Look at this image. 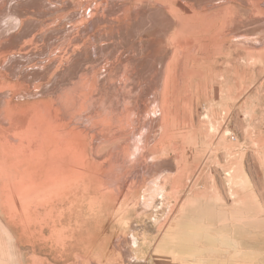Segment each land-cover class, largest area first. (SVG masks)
<instances>
[{
  "label": "rangeland",
  "instance_id": "1",
  "mask_svg": "<svg viewBox=\"0 0 264 264\" xmlns=\"http://www.w3.org/2000/svg\"><path fill=\"white\" fill-rule=\"evenodd\" d=\"M84 13L93 15L95 37L78 54L85 64L77 76L91 66L104 75L102 66L121 58L124 68L110 78L122 75L119 88L131 105L110 94L97 111L115 138H128L117 142L128 149L127 164L155 173L152 179L164 184L154 198L142 187L139 207H122L119 219L112 211L90 221L97 245L88 253L99 264H264V0H0V40L16 34L6 48L0 45L11 51L0 59V80L17 79L31 89L15 100L60 93L51 90L56 85L47 56L34 55L33 45L51 47L71 25L81 29ZM37 32L47 35L21 47ZM74 43L65 47L68 53L82 40ZM22 55L33 58L13 61L19 65L14 71L7 67L10 57ZM136 96L150 100L137 131L125 124L126 114L137 112ZM149 148L153 153L139 159ZM1 226L0 264H21L24 255L42 264H90L70 249L19 248Z\"/></svg>",
  "mask_w": 264,
  "mask_h": 264
},
{
  "label": "bare ground",
  "instance_id": "2",
  "mask_svg": "<svg viewBox=\"0 0 264 264\" xmlns=\"http://www.w3.org/2000/svg\"><path fill=\"white\" fill-rule=\"evenodd\" d=\"M38 2L40 1L36 3ZM31 3L33 2L31 1ZM74 12L72 11L70 14ZM91 14L88 17L84 13V17L80 20L84 36L80 34L81 29L77 30L73 28L74 25H71L68 34L62 39L53 37L55 44L51 43V47L48 44L50 42H43L39 46L33 45L37 48L34 55L44 52L47 56L44 64L47 65H45L46 69L50 70V78H55L54 84L56 85V87L51 85V90L56 92L57 89H60V93L56 94L55 98L32 101L15 100L14 97L19 96L22 91H25L27 95L30 94L31 89L17 79L9 81L5 77L0 80V94L4 96L0 99L2 104L0 112V225L8 238L15 240L14 242L19 248L30 247L39 250V252L50 248L70 249L73 252H78L76 257L85 259L90 264H99L100 260L88 253L93 243L97 245L94 242L96 234L91 229L90 221L102 216L105 212L112 211L117 213L119 219L124 212L120 210L122 207L134 209L139 207V192L142 187L144 191L146 189L153 191L152 198H154L158 194L160 186L164 184L160 183L157 178L152 179L155 173L140 171L132 168L131 164H127L130 162L127 160L128 149L124 144L119 146L117 142L128 140V138L120 135L115 138L114 131H109V121L105 119L106 116L100 117L101 113L99 115L100 111H97L98 106L104 104L110 94L113 99L117 95L120 99L125 98L121 87L119 88L122 75L120 78L117 76L114 80L110 78L112 70L124 68L121 58L116 54L117 58L112 63L102 66L104 75H101L102 70L100 69L102 68L91 66L88 68H91L89 74L81 75L79 73L80 75L77 76L81 65L85 64V60H80L78 54L80 55L82 47H90V37H95L89 29L94 19ZM21 22L23 23L22 20ZM5 31L7 32V30ZM100 32L98 33L102 37L105 36L104 31ZM122 32L119 30L118 38ZM42 33L33 34L34 37L24 40L21 47L28 46L35 37L40 39L47 35L44 34L45 32L44 35ZM14 36L16 37V34ZM15 37H9L7 41L0 40V45H5L6 48ZM76 39H81L82 44L74 46L71 50L72 53H68V48L65 49V47L73 46ZM41 46L45 47L42 49ZM10 52L8 49L0 51V59ZM82 54L84 55V53ZM25 56L22 55V57L14 59L10 57L7 67L9 68L12 64L14 71L18 64H13V61H21ZM30 58L32 59L33 55L25 57L27 60ZM37 71L40 70L37 69ZM2 74L5 75V73ZM86 76L87 80H85ZM74 77L78 79L75 80ZM63 83H69V86L61 87ZM42 93L40 92L39 95ZM25 97L27 96L25 95ZM133 101L137 112L130 113L132 115L126 114L125 124L128 128L132 127L137 131L140 129V117L143 109L149 105L148 101L150 100L146 101L143 97L136 96ZM121 102L122 100L118 104L120 105ZM123 102L124 107L121 108L126 110L127 105ZM127 103L128 106L131 105L129 102ZM20 107H23L22 110H27V114L21 111ZM83 111L88 112L86 113L87 117L81 122L80 115ZM63 115L65 117H62ZM109 119L111 118L109 117ZM118 124L116 125L121 129L124 126V121L120 120ZM148 152L153 153L150 148L139 152V159L144 160V154ZM102 229L104 228L102 227ZM109 244L107 245L109 246ZM23 257L26 259L21 264H42L35 256L25 257L24 255Z\"/></svg>",
  "mask_w": 264,
  "mask_h": 264
}]
</instances>
